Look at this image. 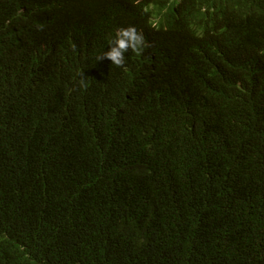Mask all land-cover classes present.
<instances>
[{"label": "trees", "instance_id": "trees-1", "mask_svg": "<svg viewBox=\"0 0 264 264\" xmlns=\"http://www.w3.org/2000/svg\"><path fill=\"white\" fill-rule=\"evenodd\" d=\"M0 264H264V0H0Z\"/></svg>", "mask_w": 264, "mask_h": 264}]
</instances>
